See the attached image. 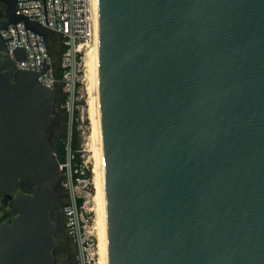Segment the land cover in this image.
I'll return each mask as SVG.
<instances>
[{
    "label": "water",
    "instance_id": "obj_1",
    "mask_svg": "<svg viewBox=\"0 0 264 264\" xmlns=\"http://www.w3.org/2000/svg\"><path fill=\"white\" fill-rule=\"evenodd\" d=\"M0 3L1 29L47 35ZM97 12L107 263L264 264V0H97ZM38 77L0 67V159L37 155L44 171L35 212L0 224V264H52L62 165L44 130L61 93Z\"/></svg>",
    "mask_w": 264,
    "mask_h": 264
},
{
    "label": "rangeland",
    "instance_id": "obj_2",
    "mask_svg": "<svg viewBox=\"0 0 264 264\" xmlns=\"http://www.w3.org/2000/svg\"><path fill=\"white\" fill-rule=\"evenodd\" d=\"M57 48V43L55 44ZM72 74L66 77V84L54 106L55 144L62 133L67 134V144L75 139L77 156L68 149L67 157H58L62 170L59 188L61 190V212L66 230V250L75 264H100L99 239L96 220L95 152L93 124L90 112L89 73L86 67V52ZM56 52V51H55Z\"/></svg>",
    "mask_w": 264,
    "mask_h": 264
},
{
    "label": "built area",
    "instance_id": "obj_3",
    "mask_svg": "<svg viewBox=\"0 0 264 264\" xmlns=\"http://www.w3.org/2000/svg\"><path fill=\"white\" fill-rule=\"evenodd\" d=\"M96 0H16V14L37 25L46 36L26 28L21 21L0 30L7 55L14 69L39 73V82L56 88L58 79L52 49L61 39L66 47L61 55L63 81L80 65L82 52L93 43L96 33ZM55 37V39H54ZM25 51V59L16 61V49ZM48 69L43 71L44 66Z\"/></svg>",
    "mask_w": 264,
    "mask_h": 264
},
{
    "label": "flooded vegetation",
    "instance_id": "obj_4",
    "mask_svg": "<svg viewBox=\"0 0 264 264\" xmlns=\"http://www.w3.org/2000/svg\"><path fill=\"white\" fill-rule=\"evenodd\" d=\"M8 5L0 3V30L3 26L4 12ZM7 66L13 68L7 55L4 40L0 37V67L6 70ZM57 116L54 114L50 119L49 126L44 130L46 139L52 151L58 158L55 151L54 130L58 127L55 122ZM57 143V142H56ZM59 160V159H58ZM44 171L37 155H27L26 158L15 167L8 169L4 161L0 159V224L11 225L15 217L19 215V209L25 207L27 211L36 210L35 206L26 204L27 198L35 196L43 187ZM61 190L59 182L52 188L51 207L48 211V220L51 223L52 238L54 246L51 250L52 264H75V260L70 258L69 251L66 250V230L64 227V218L61 212ZM26 205V206H25Z\"/></svg>",
    "mask_w": 264,
    "mask_h": 264
},
{
    "label": "bare ground",
    "instance_id": "obj_5",
    "mask_svg": "<svg viewBox=\"0 0 264 264\" xmlns=\"http://www.w3.org/2000/svg\"><path fill=\"white\" fill-rule=\"evenodd\" d=\"M97 8V0H96ZM98 12L96 10V33L90 49L86 52V67L90 81V112L93 124V141L95 164V189H96V220L99 239L100 264L107 263V243H106V224H105V205H104V185H103V166H102V146L100 142V123H99V90H98Z\"/></svg>",
    "mask_w": 264,
    "mask_h": 264
},
{
    "label": "trees",
    "instance_id": "obj_6",
    "mask_svg": "<svg viewBox=\"0 0 264 264\" xmlns=\"http://www.w3.org/2000/svg\"><path fill=\"white\" fill-rule=\"evenodd\" d=\"M57 42H58L57 48L54 47L52 49L51 55L55 62V74H56V78L58 79L57 89L61 91L65 84L63 81L64 69L61 67V55L66 49V47L62 44L61 39H59ZM68 149H70L71 156L73 157L77 156L76 154L78 151L77 142L75 141V139H72L71 143L67 144V134L64 132L61 134V136L59 137L56 143L55 151L58 157L64 160L67 157Z\"/></svg>",
    "mask_w": 264,
    "mask_h": 264
}]
</instances>
